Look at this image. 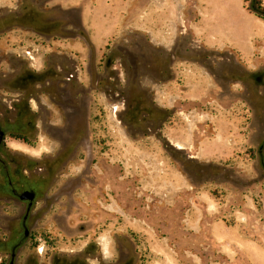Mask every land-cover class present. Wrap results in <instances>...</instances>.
I'll use <instances>...</instances> for the list:
<instances>
[{
    "label": "rangeland",
    "instance_id": "374dc122",
    "mask_svg": "<svg viewBox=\"0 0 264 264\" xmlns=\"http://www.w3.org/2000/svg\"><path fill=\"white\" fill-rule=\"evenodd\" d=\"M263 11L0 0L10 264H264Z\"/></svg>",
    "mask_w": 264,
    "mask_h": 264
},
{
    "label": "flooded vegetation",
    "instance_id": "af4514ba",
    "mask_svg": "<svg viewBox=\"0 0 264 264\" xmlns=\"http://www.w3.org/2000/svg\"><path fill=\"white\" fill-rule=\"evenodd\" d=\"M22 137H25V136H22ZM7 180L12 181L10 174H4L3 180L0 182V184L5 185ZM9 186H13L12 182L11 183L9 182ZM4 195L9 196V197L10 196L11 197L12 196L18 197L19 199H21L25 202H30L31 200L34 199V196L32 193H28L26 191L20 192L15 187L7 189L6 193ZM25 222H26V220L20 219L19 223L14 225L13 228H11V226L8 227L9 236L7 238H0V255L4 254V256H2L0 258V264H10L11 263V257L14 253L13 251H15V253H17V250H20L22 247L21 246L22 238H24L25 241L31 239V235L29 236V233L27 231H24V230H22V232L24 231V236L20 237V235L22 233L21 229H24L23 227L25 225ZM37 246L38 245H36L35 247H37ZM38 249L39 248H36L37 251H38ZM9 256H10V258H9ZM28 261H29V259L26 261V264L28 263Z\"/></svg>",
    "mask_w": 264,
    "mask_h": 264
},
{
    "label": "trees",
    "instance_id": "16d2710c",
    "mask_svg": "<svg viewBox=\"0 0 264 264\" xmlns=\"http://www.w3.org/2000/svg\"><path fill=\"white\" fill-rule=\"evenodd\" d=\"M15 137H16L17 139H22V140H24V141L26 140L25 137H22V136H20V135H16Z\"/></svg>",
    "mask_w": 264,
    "mask_h": 264
},
{
    "label": "built area",
    "instance_id": "2783aa9c",
    "mask_svg": "<svg viewBox=\"0 0 264 264\" xmlns=\"http://www.w3.org/2000/svg\"><path fill=\"white\" fill-rule=\"evenodd\" d=\"M28 54H30V52H28Z\"/></svg>",
    "mask_w": 264,
    "mask_h": 264
},
{
    "label": "bare ground",
    "instance_id": "6f19581e",
    "mask_svg": "<svg viewBox=\"0 0 264 264\" xmlns=\"http://www.w3.org/2000/svg\"><path fill=\"white\" fill-rule=\"evenodd\" d=\"M179 145V144H178Z\"/></svg>",
    "mask_w": 264,
    "mask_h": 264
},
{
    "label": "water",
    "instance_id": "95a60500",
    "mask_svg": "<svg viewBox=\"0 0 264 264\" xmlns=\"http://www.w3.org/2000/svg\"><path fill=\"white\" fill-rule=\"evenodd\" d=\"M264 12V11H263Z\"/></svg>",
    "mask_w": 264,
    "mask_h": 264
}]
</instances>
